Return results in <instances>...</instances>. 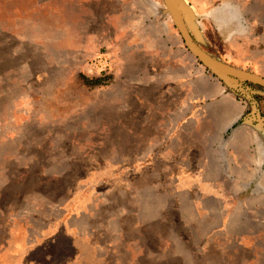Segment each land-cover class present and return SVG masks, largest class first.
Returning <instances> with one entry per match:
<instances>
[{
    "label": "rangeland",
    "instance_id": "rangeland-1",
    "mask_svg": "<svg viewBox=\"0 0 264 264\" xmlns=\"http://www.w3.org/2000/svg\"><path fill=\"white\" fill-rule=\"evenodd\" d=\"M177 1L210 57L264 65V0ZM247 76L211 71L166 0H0V264H264ZM212 81L256 123L222 120Z\"/></svg>",
    "mask_w": 264,
    "mask_h": 264
},
{
    "label": "flooded vegetation",
    "instance_id": "flooded-vegetation-1",
    "mask_svg": "<svg viewBox=\"0 0 264 264\" xmlns=\"http://www.w3.org/2000/svg\"><path fill=\"white\" fill-rule=\"evenodd\" d=\"M181 34L183 36L182 31H181ZM183 39H184L185 43L187 44V46L189 47L184 36H183ZM191 51H192V49H191ZM235 59H236L238 64L243 65L246 69H248V67L251 66V72L249 71L248 73H246V71H248V70L242 71L248 75V77H246L247 79L255 80L256 82L264 85V65L261 63V61H249L247 58H244V57H235ZM210 70L213 71L211 68H210ZM260 74L261 75L263 74V75L261 76ZM211 84H213V86L212 85L210 86L209 92H205L206 95L212 94V93L224 94L225 96L229 95V97H226V99H224V101H223V102H225L224 104H226V105L223 106L224 110L222 112L223 113L222 114L223 115L222 120L227 121L229 123L228 125H231V127L237 126V125L242 124V123L243 124H255L256 123V122L252 123L254 118L249 115L250 110L249 111L247 110L248 105L246 103L240 101L239 96L242 97V95H245L243 91L240 92L239 90L235 89L234 91L231 90L232 92L231 91L227 92V89L222 84L215 83V85H214L213 81L211 82ZM232 96H234V97H232ZM256 109L258 110V108H256ZM240 131H242L246 134V131H244V129L240 130Z\"/></svg>",
    "mask_w": 264,
    "mask_h": 264
},
{
    "label": "water",
    "instance_id": "water-1",
    "mask_svg": "<svg viewBox=\"0 0 264 264\" xmlns=\"http://www.w3.org/2000/svg\"><path fill=\"white\" fill-rule=\"evenodd\" d=\"M166 3L170 9V12L172 16L174 17V20L176 21L179 29L182 31L184 38L186 39L189 47L192 49V51L214 72L219 74L222 77L226 76V73H235L238 75H244L247 76V74H243L240 71L233 69L227 65L222 64L220 61H217L210 57L208 54H206L204 51H202L196 43L193 41L191 36L188 33V30L186 28V25L184 23V19L182 17L183 6L181 7L177 0H166ZM248 77V76H247ZM228 79V78H225Z\"/></svg>",
    "mask_w": 264,
    "mask_h": 264
}]
</instances>
